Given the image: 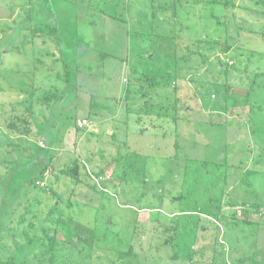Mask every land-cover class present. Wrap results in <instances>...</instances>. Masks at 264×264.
<instances>
[{
    "label": "rangeland",
    "instance_id": "obj_1",
    "mask_svg": "<svg viewBox=\"0 0 264 264\" xmlns=\"http://www.w3.org/2000/svg\"><path fill=\"white\" fill-rule=\"evenodd\" d=\"M233 1L210 11L207 0H0V184L14 168L47 169L12 201L0 186V206L25 216L17 228L1 217L2 259L12 238L54 230L61 261L81 251L67 264H213L217 238L237 242L231 260L264 264V210L247 223L232 205L264 204V0ZM168 75L177 90L172 79L150 87ZM75 159L80 183L59 173ZM218 204L214 223L196 213ZM23 252L28 264L49 258Z\"/></svg>",
    "mask_w": 264,
    "mask_h": 264
},
{
    "label": "trees",
    "instance_id": "obj_2",
    "mask_svg": "<svg viewBox=\"0 0 264 264\" xmlns=\"http://www.w3.org/2000/svg\"><path fill=\"white\" fill-rule=\"evenodd\" d=\"M196 2H201V0H195ZM207 6H212L210 8V11H214L213 7H217V6H221L222 8H224L225 10L228 7H236V5H234V1L233 0H207ZM211 13V12H210ZM212 14V13H211ZM225 19V15L222 16ZM227 21H223L221 22H217L220 23L222 25H225ZM46 27V25L41 24L40 25V30L42 31L44 28ZM36 29V28H35ZM216 43V41H208L207 40V45H209L210 47H213ZM229 50V46H225V48H223V52H227ZM203 58V57H202ZM151 77L150 79L154 80L156 78L155 73L150 74ZM171 75H168V77L166 78L165 82L162 81H158L156 84L151 85L150 87L153 88H158V87H163V86H168V79H174L176 78V75H173V77H170ZM174 81V80H173ZM176 81V82H175ZM174 84L175 86H173L174 90H177V88L181 85V81L179 79H175ZM178 83V85H177ZM130 93V90L128 89V87H126L125 91H124V97L126 98V96H128V94ZM29 97V98H27ZM26 98H24L21 101V105H25L24 103L30 102L31 103V97L32 95L29 94V96H27ZM174 106H175V110L176 113L181 114V116L185 115V113H187V111H189V104L185 101V99L183 98H179V97H175L174 99ZM30 104H28L25 107V110H27L28 112L30 111ZM182 116V117H183ZM25 125L26 121L23 123ZM30 128V127H29ZM3 128L0 124V134L2 133ZM30 131H32V128H30ZM84 133L83 129H77L76 130V137L80 138V136ZM3 143H0V145ZM43 153V151H41ZM72 166L68 167V168H63V169H59V173L62 175H67L68 177L72 178V180L74 182L80 183L83 181V179H79V167L81 166L83 168V165L79 164V160L75 159L74 161L71 162ZM84 169V168H83ZM46 167L45 165H33L31 166V168H22V169H17L14 168L11 171V175L9 176L6 185L4 186L3 184H0L1 187L4 188V197L2 201H12L14 199L15 196H17L20 192H28L31 191L30 189H35L37 188L36 184L38 181H42L44 179L43 174L44 172H46ZM87 178V174L85 172L84 174ZM95 188V186H92V189ZM208 199H205V202L207 203ZM213 203L214 201H210V199L208 200V204ZM220 204V202H219ZM219 204L217 206H215L216 208H213V206H208L207 210H204L203 208H198L196 213L198 214V216H200V214H203V216L200 217H204L205 220H212V222L214 223V220L216 221V219L221 220L222 219V212H221V208L219 206ZM7 203L6 204H1L0 206V221H1V217L6 216L5 219H9L10 222H13V219H17L16 221V228L18 225H20L24 219L25 216L24 214H21L20 217L19 215L16 218L12 215L11 211H10V207H7ZM232 205H238L241 212L243 213V218H242V222H251V220L248 218V215L251 212L257 213V214H262L261 211L264 210V204L260 203V202H253V203H248V202H241L240 205L238 203L232 204ZM55 204L53 205V208H55ZM146 210H154L152 208H146ZM53 212V211H51ZM206 215V216H204ZM207 217V218H206ZM231 220H236V211L232 212L229 215ZM203 218V219H204ZM214 220H213V219ZM241 221V220H240ZM217 226V225H216ZM215 226V227H216ZM171 227L168 228L166 227L165 230L166 232L169 231H173L174 235H175V231L177 229L176 225H171L169 226ZM2 229V226L0 224V231ZM5 231L10 232L11 230L15 233V228H11L8 227V229H4ZM44 230V229H42ZM42 232V238H36V237H32L31 239L26 238V236H24L26 238V241L24 243V245H20L14 238H12V244L14 246V248L10 251V254L8 255V257L4 259H2V257H0V264H28V261L25 259L26 258V253L23 252L24 251V246L28 247V250H33V249H37L38 250V256L41 259H45V257H49L47 258V263L46 264H67L66 262H71V259L73 260V258L80 254V250L78 249V247L76 246V244L73 247L67 248L66 251V262L61 261V259L63 258V254H61V244L64 241H61L57 238L56 236V232L53 231H41ZM22 234H25L24 232H22ZM173 234L170 235V239H167V243H170L171 239H174L175 236H173ZM13 236H15L12 233ZM43 240V242H42ZM46 241V242H44ZM129 250L125 253H118V257L119 259H122L123 256L125 255H129L130 252V247H128ZM215 256L213 257V264H219L218 262H215L214 259H216L217 257H224V252H218L219 247H215ZM219 253V254H218ZM223 253V254H222ZM176 255H172L171 259H175ZM189 261L192 260L191 257L187 258ZM225 259V257H224ZM227 260V259H225ZM229 262V261H226ZM224 262L223 264H229ZM30 264V262H29ZM38 264H42V263H38ZM239 264V263H238ZM241 264V262H240ZM245 264V263H244Z\"/></svg>",
    "mask_w": 264,
    "mask_h": 264
},
{
    "label": "crops",
    "instance_id": "obj_3",
    "mask_svg": "<svg viewBox=\"0 0 264 264\" xmlns=\"http://www.w3.org/2000/svg\"><path fill=\"white\" fill-rule=\"evenodd\" d=\"M20 95H21V97H20V99L21 98H23V96H26V95H24L23 93H20ZM32 130L33 131H35V127H33L32 128ZM3 132V131H2ZM221 212H222V210H221ZM171 215H173V216H180V215H182V214H188V213H186V212H178V211H174V212H171L170 213ZM175 214V215H174ZM222 214H223V212H222ZM170 215V216H171ZM250 215H252V214H250ZM255 215H257L256 213H255ZM200 216H203V214H200ZM204 216H206V215H204ZM202 218H204V217H202ZM207 218V217H206ZM251 218V217H250ZM205 219V218H204ZM223 236V235H222ZM216 241H219L218 240V238L216 239ZM215 240H214V243H213V245L212 246H208L207 247V251H210V253H211V257L209 256V261L211 262V263H213L212 261V259H213V257L215 256V247H216V244H215V242H216ZM219 243H220V246H219V250H218V252L220 253V252H224V257H225V259L227 258V257H229V259H230V254L232 253V252H234L235 250H236V248H237V242L234 244V243H230V242H228L227 241V238L224 240V241H219ZM223 254V253H222ZM259 261H260V259H258ZM229 264H238L239 262L238 261H233V260H231L230 259V261L228 262ZM245 264H248V263H245Z\"/></svg>",
    "mask_w": 264,
    "mask_h": 264
},
{
    "label": "built area",
    "instance_id": "obj_4",
    "mask_svg": "<svg viewBox=\"0 0 264 264\" xmlns=\"http://www.w3.org/2000/svg\"><path fill=\"white\" fill-rule=\"evenodd\" d=\"M87 125H88V121H87L86 119H81V120H78V121H77V126H78L79 129H80V128H84V127L87 126ZM43 177H44V179L46 178V174H45V172H44V174H43ZM39 182L44 183L43 181H38L37 184H39Z\"/></svg>",
    "mask_w": 264,
    "mask_h": 264
},
{
    "label": "water",
    "instance_id": "obj_5",
    "mask_svg": "<svg viewBox=\"0 0 264 264\" xmlns=\"http://www.w3.org/2000/svg\"><path fill=\"white\" fill-rule=\"evenodd\" d=\"M9 17V13L0 8V18Z\"/></svg>",
    "mask_w": 264,
    "mask_h": 264
}]
</instances>
